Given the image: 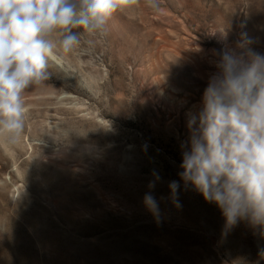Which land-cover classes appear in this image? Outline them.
<instances>
[{
  "label": "rangeland",
  "instance_id": "rangeland-1",
  "mask_svg": "<svg viewBox=\"0 0 264 264\" xmlns=\"http://www.w3.org/2000/svg\"><path fill=\"white\" fill-rule=\"evenodd\" d=\"M160 6L124 4L26 89L21 141L0 140V264H264V230L226 229L182 182V206L167 199L210 63L240 44L264 54V0ZM153 172L159 221L143 205Z\"/></svg>",
  "mask_w": 264,
  "mask_h": 264
},
{
  "label": "clouds",
  "instance_id": "clouds-1",
  "mask_svg": "<svg viewBox=\"0 0 264 264\" xmlns=\"http://www.w3.org/2000/svg\"><path fill=\"white\" fill-rule=\"evenodd\" d=\"M135 0H0V140L18 144L25 131L24 93L49 79L51 63L62 65L82 42L106 34L109 20ZM160 12V0H145ZM217 55L200 106L187 113L179 180L168 200L182 205L181 182L220 209L225 228L246 220L264 230V54L249 44ZM148 183L143 205L162 217L161 201Z\"/></svg>",
  "mask_w": 264,
  "mask_h": 264
},
{
  "label": "bare ground",
  "instance_id": "bare-ground-1",
  "mask_svg": "<svg viewBox=\"0 0 264 264\" xmlns=\"http://www.w3.org/2000/svg\"><path fill=\"white\" fill-rule=\"evenodd\" d=\"M229 50H231V49H229ZM210 65H211V72H212V71H214V65L212 63H210Z\"/></svg>",
  "mask_w": 264,
  "mask_h": 264
}]
</instances>
